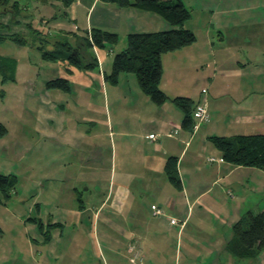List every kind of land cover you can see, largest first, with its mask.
Wrapping results in <instances>:
<instances>
[{
	"label": "crops",
	"instance_id": "obj_1",
	"mask_svg": "<svg viewBox=\"0 0 264 264\" xmlns=\"http://www.w3.org/2000/svg\"><path fill=\"white\" fill-rule=\"evenodd\" d=\"M219 1L228 7L209 18L205 42L195 34L194 43L161 56L159 88L168 97L161 105L142 92L134 73H120L116 83L104 78L114 55L108 46L83 52L97 57L94 69L41 55V49L61 51L63 41L79 46L91 28L115 32L119 39L146 32L145 24L160 23L157 14L100 0H74L68 6L24 0L22 13L2 15L0 31L25 38L24 44L14 42L10 53H0L16 61L12 81L2 83L0 76V98L19 119L14 127L2 123L7 132L0 138V174L16 175L17 183L21 174L29 192L37 189L28 214L8 216L9 223L19 224L13 237L15 250L24 254L22 264L238 262L225 244L233 223L246 212L250 175L257 173L256 189L264 184V171L224 161L210 137L264 133V0ZM60 64L64 70H58ZM59 77L67 80V91L46 87ZM176 96L190 98L193 105L205 99L209 121L195 131L184 126V113L171 101ZM27 99L34 101L31 113L24 106ZM149 133L156 139L149 140ZM48 153L49 164L82 165L81 175L64 176L81 184L67 190L63 205H49L44 198L43 184L58 179L57 167L41 173ZM169 157L176 158L180 189L165 173ZM12 160L20 163L18 174L9 171ZM53 190L61 194L55 187L47 193ZM152 205L163 214L154 215ZM0 228V264H8L16 255ZM263 253L258 264H264Z\"/></svg>",
	"mask_w": 264,
	"mask_h": 264
},
{
	"label": "trees",
	"instance_id": "obj_2",
	"mask_svg": "<svg viewBox=\"0 0 264 264\" xmlns=\"http://www.w3.org/2000/svg\"><path fill=\"white\" fill-rule=\"evenodd\" d=\"M42 4L51 0H32ZM68 6L74 0H57ZM105 3L116 4L119 7H133L142 11L152 12L162 17L170 28L155 32H130L126 35L125 47L113 55L111 69L105 79L116 83L120 73H134L139 87L144 94L156 105L163 104L168 97L159 88L162 76L161 56L164 53L179 50L195 42L194 33L184 27L190 17L189 10L181 0H100ZM24 0H0V13H10L13 17L23 12ZM25 38L20 34H5L0 31V43L11 40L16 44H24ZM79 46L70 47L65 41L58 47L61 51H46L41 49L43 59L50 61H66L81 69H94L98 64L97 57L83 55L87 49L114 46L119 41V35L100 28H91L84 37L79 38ZM41 48V46H40ZM81 50H80V49ZM63 50V52H62ZM75 53H74V52ZM64 53V54H63ZM63 54V55H60ZM16 61L13 58L0 55L1 82L14 79ZM61 71V70H60ZM47 88H58L63 91L69 89L66 79L59 77L46 82ZM2 95V90L0 91ZM171 101L184 113L182 123L191 128L192 112L195 108L188 97L176 96ZM7 132L0 122V138ZM214 147L220 152L221 158L238 166L257 167L264 171V133L238 134L229 137H210ZM165 173L175 188H181V181L176 168V158L166 160ZM17 177L14 174H0V193L3 199H8L16 189ZM41 226L40 222L32 219ZM51 226V225H50ZM232 235L226 242L225 248L237 259H246L258 255L264 250V211L253 213L247 210L240 219L232 225ZM2 229L0 228V235Z\"/></svg>",
	"mask_w": 264,
	"mask_h": 264
},
{
	"label": "rangeland",
	"instance_id": "obj_3",
	"mask_svg": "<svg viewBox=\"0 0 264 264\" xmlns=\"http://www.w3.org/2000/svg\"><path fill=\"white\" fill-rule=\"evenodd\" d=\"M184 4V6L189 10L190 12V17L185 21L184 25L188 28H191L192 32L195 34H197L198 37H200V41L201 42H205L202 41L205 37H206V32L205 29L207 28V25H209V18L211 17V15L216 12L217 10H221L224 9L226 7H228V5H225V2L223 1H219V0H181ZM43 5L42 3H39ZM40 5V6H41ZM242 3H236L235 7L237 6H241ZM230 6V5H229ZM49 10V9H48ZM50 12V10H49ZM6 14V13H4ZM0 13V27H2L1 23H3V17ZM145 14H153V13H145ZM156 18H158L156 16ZM160 23L159 24H154L153 22L151 23V25H147L145 24V27L143 29H146L144 31L146 32H155V31H161V30H165L168 29V27L170 26L167 21H165L164 19H159ZM145 21H143L139 27H142ZM151 22V21H149ZM185 27V28H186ZM187 28V29H188ZM1 29V28H0ZM141 29V28H138ZM212 29V26H211ZM2 30V29H1ZM190 30V29H189ZM3 31H5L3 29ZM141 32V30H138ZM215 33V32H214ZM122 37H120V39H122V41L119 42L114 45V46H108L110 49H112L114 51V54L116 52H118L119 50H121L122 48L125 47V42L126 39L124 37L123 34H120ZM16 45L13 41L11 40H7L4 43H1L0 45V53H10L11 48ZM123 45V46H122ZM107 49V48H106ZM230 56V54H228ZM113 55H111L112 57ZM110 57V58H111ZM58 70H64L63 66L60 64L58 67ZM63 74V72H61ZM132 75H134L133 73H131ZM2 86L0 84V91L2 90ZM2 95L0 94V97ZM26 105L25 109L28 111V113H31L32 111H30L29 109L33 107L34 105V101L32 99H27L25 100ZM18 112H16L15 108H8V109H4L3 107V103L2 100L0 98V122L1 123H7L8 126L10 127H14L16 125V120H19L18 118L14 117L15 115H17ZM27 120H29L30 118H32V115H27ZM13 131V130H12ZM26 135H30V131H26L25 132ZM18 134L16 133V136ZM15 136V137H16ZM31 139V138H30ZM104 143V140L102 139L101 143ZM100 145V144H99ZM102 148L104 149V147L102 146ZM49 152V150L47 151ZM47 155V154H46ZM65 153H60L59 157L64 156ZM33 157V153L31 154L30 158ZM47 158L43 161L44 164H42L41 167V173L44 174V172L49 169V167H57V170L55 169V175H57L58 179H54L52 180L50 183H44L43 187H44V198H46L49 201V205L50 204H66L67 202V190L70 189L71 186L75 185V183H79L78 186L81 184L78 180H72V179H68L64 176H66L67 173L69 174H77L78 171H80V175H81V166H79L78 163L74 162V163H69L68 168L66 163L63 162H53V163H48L47 161L49 160V153L46 156ZM81 159V157H80ZM65 164V165H64ZM13 165V167H11ZM20 163L16 162L15 160H12L10 163V167L11 170L9 171H13V173L18 174L20 171V167H19ZM70 170V171H69ZM259 172V171H256ZM9 173V172H6ZM260 174V173H259ZM257 177V173L251 174L250 175V184H246V208L244 211L250 210L253 213H257L258 211H264V184H263V189H262V184H260L256 189H255V182H257V180L255 179ZM17 188H16V193L13 194L9 200L5 201L2 198V195L0 193V227L3 228L4 230V240L7 244H9L11 246L12 251H14L16 258H12L8 264H22V258L24 257V254L21 250V252H18V250H15L16 248V242H14L16 237L15 236V232H17L18 230V226L19 224L15 223L14 225L12 223H9V219L8 216H12L14 215L13 213L16 212L18 215H23L28 214L29 212V206H30V202H31V198L35 197L34 192L37 190L35 188L34 192H29L28 189L29 187L26 186L27 183L24 179V176L18 175V183L16 184ZM83 185V184H82ZM254 185V187H253ZM49 187L52 188H57L61 194H55L54 190H53V194H48V190ZM85 185L82 186V188H84ZM260 188V190H258ZM262 189V190H261ZM19 194V196L17 197V195ZM55 195V196H54ZM53 199V200H52ZM5 203L9 204L8 206L10 207V211H8V209L4 208L5 207ZM13 217V216H12ZM21 228V226H19ZM19 236V235H16ZM21 240V239H20ZM19 245L20 247L23 246V242L19 241ZM264 251V250H262ZM261 251V252H262ZM17 253H19L20 255L17 257ZM264 255V253H263ZM258 255L251 257V258H246V259H242L241 261L239 259H235L236 264H258ZM17 259V260H16Z\"/></svg>",
	"mask_w": 264,
	"mask_h": 264
},
{
	"label": "built area",
	"instance_id": "obj_4",
	"mask_svg": "<svg viewBox=\"0 0 264 264\" xmlns=\"http://www.w3.org/2000/svg\"><path fill=\"white\" fill-rule=\"evenodd\" d=\"M206 88H204L202 90L203 93H205ZM192 118H193V122L191 125V128L193 131H195L196 129H198L200 126L204 125L205 123H207L210 119V115H209V111H208V107L207 104L205 102V99H201L196 105L195 108L192 112ZM146 137L149 140H155L157 137L156 133H149L146 135ZM210 161H213L214 158H209ZM152 212L154 215H162L163 214V209L160 208L159 206H155L152 205L151 206ZM170 222L172 224H179L178 220L176 218L171 217L170 218Z\"/></svg>",
	"mask_w": 264,
	"mask_h": 264
}]
</instances>
